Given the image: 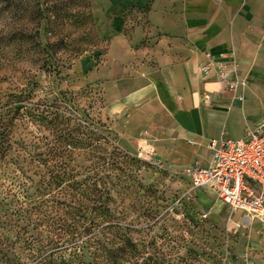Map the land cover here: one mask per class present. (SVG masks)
<instances>
[{"label": "rangeland", "instance_id": "1", "mask_svg": "<svg viewBox=\"0 0 264 264\" xmlns=\"http://www.w3.org/2000/svg\"><path fill=\"white\" fill-rule=\"evenodd\" d=\"M220 3L214 0L218 18ZM162 12L177 15V8L0 0V132L12 149L0 162V183L18 201L7 213L0 208V264H104L99 242L111 264H264L261 221L233 214L208 189H193L186 168L158 159L156 149H139L144 139L155 147L147 132L131 137L114 129L111 103L157 77L150 49L164 31ZM230 17L228 29L239 33L241 13ZM117 38L129 44V57L112 53ZM206 56L205 64L212 57L229 74L206 76L204 64L205 77L253 98L254 77L241 73L235 49L218 60ZM259 74L264 87V66Z\"/></svg>", "mask_w": 264, "mask_h": 264}, {"label": "crops", "instance_id": "2", "mask_svg": "<svg viewBox=\"0 0 264 264\" xmlns=\"http://www.w3.org/2000/svg\"><path fill=\"white\" fill-rule=\"evenodd\" d=\"M171 1L139 0L148 7H176L177 15L162 12L164 31L156 47L150 49L157 77L146 87L114 100L110 112L116 131L131 137L147 132L154 138L155 147L144 139L139 149H156L158 159L173 167L185 169L196 163L208 167L213 140L241 139L264 121V87L258 79L264 66V0H255L253 5L247 0H221L219 18L213 14L214 0ZM234 9L241 13L243 25L236 34L228 29L230 23L235 24L230 17ZM251 23L253 31L249 30ZM233 49L241 73L254 77L249 87L251 100L242 98L241 89L229 91L201 72L208 53L218 60L230 56ZM112 53L117 57L132 54L129 44L119 38ZM206 94L211 96L210 105L204 101ZM234 214L250 218L242 211Z\"/></svg>", "mask_w": 264, "mask_h": 264}, {"label": "built area", "instance_id": "3", "mask_svg": "<svg viewBox=\"0 0 264 264\" xmlns=\"http://www.w3.org/2000/svg\"><path fill=\"white\" fill-rule=\"evenodd\" d=\"M217 69L221 75L229 74L212 57L202 67L206 76ZM229 86L235 88L232 83ZM204 101L210 105L211 96L204 95ZM210 148L213 156L208 167L196 163L184 170L192 188L208 189L233 214L242 211L264 224V121L245 137L213 140Z\"/></svg>", "mask_w": 264, "mask_h": 264}, {"label": "trees", "instance_id": "4", "mask_svg": "<svg viewBox=\"0 0 264 264\" xmlns=\"http://www.w3.org/2000/svg\"><path fill=\"white\" fill-rule=\"evenodd\" d=\"M9 143V136L6 135L4 132H0V162H7L9 160V156H10V151L12 149H10V146H7ZM9 163H12L11 161H9ZM12 181L16 180V183L18 185V187L20 189H23V187L26 186V183L23 182V179H19V176H14L12 174ZM18 180H20V182H18ZM16 196L13 194V192L11 190L5 189L4 188V184L0 183V208L6 209L7 213L9 210L7 208H9V206H14V204L18 203V201H16ZM1 212V210H0ZM3 212V211H2ZM12 216H17L22 218V214L21 212L16 213V212H11ZM109 229H111V226L108 225L104 228H102L101 231H108ZM101 231L99 233H101ZM98 257L101 258L103 257V253H106V261L104 264H111V260H112V253L111 251L104 246V244H102L101 242L98 243ZM44 260V259H43ZM51 261H42L39 262L38 264H51ZM103 264V263H101Z\"/></svg>", "mask_w": 264, "mask_h": 264}]
</instances>
